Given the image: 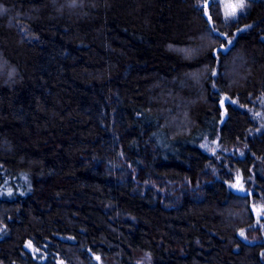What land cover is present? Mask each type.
Instances as JSON below:
<instances>
[{
    "label": "trees",
    "instance_id": "obj_1",
    "mask_svg": "<svg viewBox=\"0 0 264 264\" xmlns=\"http://www.w3.org/2000/svg\"><path fill=\"white\" fill-rule=\"evenodd\" d=\"M0 8V264H264V0Z\"/></svg>",
    "mask_w": 264,
    "mask_h": 264
},
{
    "label": "rangeland",
    "instance_id": "obj_2",
    "mask_svg": "<svg viewBox=\"0 0 264 264\" xmlns=\"http://www.w3.org/2000/svg\"><path fill=\"white\" fill-rule=\"evenodd\" d=\"M251 0H243V7H239V4L241 2V0H201V5L204 7V9L206 10V6L208 5V2L210 3H215L218 5V7L220 8V11L223 14V17L226 21H232L235 20L239 15H241L242 13H244L247 10V7L249 5V2ZM203 150H205L206 152H208L210 155H217L219 156L218 158H221V153L224 152V154L226 155H234L237 154V156H243V150L244 147H236L233 149H223L222 146L219 144L218 140H215L213 142H207L204 144L203 146ZM229 188L231 190H246L245 188V183L241 177L240 174H237L234 178V180L232 182L229 183ZM249 193H252V191H250ZM252 210L255 213V215L259 218V222L257 223L256 227H259V225L261 226L262 229H264V202H258V203H253L252 204ZM241 237L245 240H249L248 236L246 235L245 232H241ZM263 239H264V232H263ZM251 241V240H250ZM31 245V246H29ZM26 248L33 253L35 256H37V254L40 253L39 249H36V247H34L32 245V243H27ZM59 264H65L62 261H59Z\"/></svg>",
    "mask_w": 264,
    "mask_h": 264
},
{
    "label": "snow or ice",
    "instance_id": "obj_3",
    "mask_svg": "<svg viewBox=\"0 0 264 264\" xmlns=\"http://www.w3.org/2000/svg\"><path fill=\"white\" fill-rule=\"evenodd\" d=\"M244 5H243V0H241V2H240V4H239V7H243ZM3 9L2 8H0V11H2ZM29 246H31V245H29Z\"/></svg>",
    "mask_w": 264,
    "mask_h": 264
}]
</instances>
